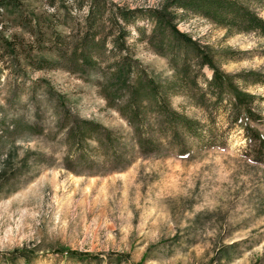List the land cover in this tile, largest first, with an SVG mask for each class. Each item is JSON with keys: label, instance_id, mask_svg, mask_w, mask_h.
Segmentation results:
<instances>
[{"label": "rangeland", "instance_id": "obj_1", "mask_svg": "<svg viewBox=\"0 0 264 264\" xmlns=\"http://www.w3.org/2000/svg\"><path fill=\"white\" fill-rule=\"evenodd\" d=\"M110 1L135 10L127 45L138 68L202 130L180 134L188 154L151 107L134 131L104 96L106 63L117 57L110 44L95 70L74 72L52 60L47 39L83 18L77 0L0 8V264H264V158H254L224 97L211 110L196 103L201 90L192 96L168 55L147 40L148 9L161 0ZM250 4L264 17V0ZM177 11V27L210 45L220 67L255 93L260 118L252 124L264 132V35ZM29 19H41L40 29ZM250 71L263 77L245 82L240 76ZM151 99L144 94V102ZM81 119L98 123L101 144L95 137L76 143L69 127ZM138 136L162 150L141 152ZM72 250L94 256L80 259Z\"/></svg>", "mask_w": 264, "mask_h": 264}, {"label": "trees", "instance_id": "obj_2", "mask_svg": "<svg viewBox=\"0 0 264 264\" xmlns=\"http://www.w3.org/2000/svg\"><path fill=\"white\" fill-rule=\"evenodd\" d=\"M77 1L79 8H86L83 18L73 19L68 33H62L54 28L47 39L52 60L60 62L74 72L95 70L99 66V61L103 57L106 58V46L110 44V54L117 57L106 63L108 71L104 75L106 81L104 96L110 103L115 104L134 131L139 130L137 124L142 123L141 113L148 107L157 112L156 119L161 130L176 143L180 141L181 133L202 130V124L196 123V119L170 106L164 97V90H162L164 87L152 78L146 77L143 69L138 68L137 58L129 52L128 25L135 20V10L122 7L110 0ZM8 4L15 6L16 0H0V8ZM178 9L201 15L229 30L257 31L263 35L264 17L256 12L250 0H161L158 5L148 9L149 18L154 24L151 34L147 37V40L153 43L160 53L168 55L171 65L177 70L176 79L183 78L186 81V89L192 96L193 88L201 90L198 91L199 97H196V103L211 110L213 107L211 104L217 103L224 97V106H228L229 119L244 129L246 140L255 153L254 158L262 160L264 132L252 124L260 118V114L253 106L255 93L239 86L235 79L236 75L220 67L210 45L200 43L189 33L177 27L176 21L180 17ZM29 21L34 29H40L41 19H29ZM38 60L49 61L50 59L41 56ZM204 66L211 69L209 77H205L202 70ZM248 74L246 77H240L245 82H257L261 80L259 79L261 76L263 77L258 71H250ZM199 76L204 79L205 89L198 84ZM144 94L152 96V99L144 102ZM206 94L209 96L205 97ZM124 95L129 96L126 102L116 104V99L119 100ZM69 128L76 143L87 137H95L100 144L105 139L101 133H98V123L91 119H81L78 123H72ZM149 141L138 136L137 143L141 152L157 153L162 150V147L151 146ZM111 145L112 142L109 145L111 152L116 159H119L120 154L113 150ZM177 148L182 154L189 153V150L180 142ZM120 161L121 164L126 162L125 159ZM70 252L80 259L94 256V253L87 251L72 250Z\"/></svg>", "mask_w": 264, "mask_h": 264}]
</instances>
